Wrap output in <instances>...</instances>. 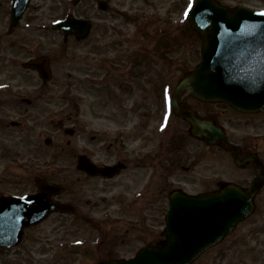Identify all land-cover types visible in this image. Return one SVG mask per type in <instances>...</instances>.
I'll return each mask as SVG.
<instances>
[{"label":"rangeland","instance_id":"1","mask_svg":"<svg viewBox=\"0 0 264 264\" xmlns=\"http://www.w3.org/2000/svg\"><path fill=\"white\" fill-rule=\"evenodd\" d=\"M6 1L0 0V44L14 41L16 46H22L25 41L30 43L31 52L51 57L53 74L45 87L34 71L2 70L1 80L13 78L16 85L11 92L0 93V187L9 183L14 189L3 187L6 191L16 194L31 191L36 187L35 176L42 175V170L51 167L61 171L63 168L66 173L60 176L68 180L71 191L78 189L79 203L76 204L82 213H77L74 220L64 217L59 233L53 231L54 217L25 229L20 247L14 251L0 249V259L12 257L13 264H56L58 248L47 243L63 239L74 244L76 240L92 241L97 236L101 238L98 246L72 249L78 252L84 248L94 249L88 254L89 258L84 252V256L70 254L66 263L79 264L78 259L84 257V264H97L99 259L94 256L97 248H101L103 254L106 248V253L113 248L116 255L118 251L129 257L146 243L164 238L162 231L169 207L167 190L181 187L198 193L215 187L218 181L252 182L250 167L241 168L233 161L231 153L208 147L190 137L186 132L187 123L175 115L170 125L171 149L173 142L174 150L171 156L164 153L168 148L166 142L158 150L165 159L157 163L154 158L157 164L148 163L145 173L149 168L157 173L151 190L129 207L121 202L126 197L123 192L121 199L120 188L100 193L108 182L90 176L85 178L73 165L85 150L90 151L94 162H116L121 140L127 137L142 135L143 140L133 141L134 146L157 147L158 133L150 131L148 126L158 123L166 105L163 87L170 83L172 93L182 75L195 67L202 57V40L186 16L195 0H111L114 9L107 13L94 8L92 0L77 6L70 0H32L23 23L10 36L5 31L1 14ZM220 1L264 10V0ZM70 11L93 19L91 35L83 41L70 37L65 42L63 33L50 27L53 20ZM166 18L170 22L167 20L164 24ZM126 30L128 37L120 41L119 31ZM154 30L161 32L160 36L153 37ZM125 39L129 41L124 42ZM6 51L23 58L30 53L25 51L21 56L14 50ZM25 98L32 102L27 103ZM189 103L201 114L215 116L224 124L227 133L236 134L239 140L245 139L256 146L264 139V111L252 116L239 113L225 103H203L193 98ZM135 109L142 111L141 118H137ZM18 117L25 122L13 123L19 122L16 121ZM66 127L75 129L74 135L67 134ZM120 129H126L127 135L121 134ZM254 133L261 134L262 138H252ZM48 137L53 139L52 148L45 143ZM261 154L264 157V145ZM170 161L173 162V176L167 168ZM66 166H70L69 170ZM126 172L118 178L120 183L125 182ZM143 181L131 183L130 189L133 185L135 189L141 188ZM91 186L97 190L94 192L96 198L97 195L105 198H92L90 204L86 203L85 197L93 195ZM81 190L87 191L81 193ZM255 201V212L195 264H264V187ZM103 213H110V217H103ZM83 214L84 217H80ZM77 228L79 232L74 233ZM126 241L127 245L120 247Z\"/></svg>","mask_w":264,"mask_h":264},{"label":"water","instance_id":"2","mask_svg":"<svg viewBox=\"0 0 264 264\" xmlns=\"http://www.w3.org/2000/svg\"><path fill=\"white\" fill-rule=\"evenodd\" d=\"M29 1H15L14 25ZM100 6L105 8L103 3ZM189 19L203 39V59L177 86L173 103L176 111V99L182 91L205 101L227 102L244 112L264 108V13L245 7L230 9L217 0H198L189 10ZM57 26L66 34L84 38L91 24L72 18ZM28 66L37 68L45 80L49 79V72L40 68L38 61ZM187 119L192 124V134L206 137L209 143L224 137L223 130L212 119L198 118L191 111L187 112ZM80 168L89 173L96 171L84 158ZM54 187L59 186L40 184L41 193L23 199L0 197V246L10 245L15 235L21 237L25 227L37 224L50 212L68 209L66 205L51 203L50 196L62 191ZM256 191L254 184L247 191L227 185L222 191L198 196L176 193L167 214L164 246H148L132 260L106 264H190L252 212Z\"/></svg>","mask_w":264,"mask_h":264},{"label":"flooded vegetation","instance_id":"3","mask_svg":"<svg viewBox=\"0 0 264 264\" xmlns=\"http://www.w3.org/2000/svg\"><path fill=\"white\" fill-rule=\"evenodd\" d=\"M7 10L6 7H4V12L5 13ZM6 50H14L15 51V44L14 41H9L5 44H0V66L2 65V67H0V79H1V73L2 70H4L5 68H10V69H15V57L16 55L9 53ZM11 78L9 79H5L6 82L9 83ZM45 87H48V84L44 85ZM122 98V97H121ZM182 108H187V105L183 104ZM140 109V108H138ZM133 111V109H132ZM136 115L137 118H141L142 117V111L141 110H136ZM163 114V111H162ZM161 114V115H162ZM110 115V114H109ZM171 125V122H170ZM169 125V129L167 131V135L165 137V142L168 145V148L166 150H163L164 153H168L171 156V128ZM148 128L150 129V131L154 132L153 129L151 128V125L149 124ZM158 128H156L155 130H157ZM75 132V131H74ZM74 134V133H73ZM127 135V134H125ZM124 135V136H125ZM231 142L236 143L239 147V152L240 153H245L246 151H252L255 152L256 151V147H251L250 144H248L246 141L243 140H239L236 134H232V136L229 138ZM143 137L142 135L138 136L137 138H132V137H127L121 140V145H120V149L118 151L119 154V159L116 162H109L105 163V164H110V165H115V164H122L121 167L118 168L116 175L112 176V177H102V176H93L92 179H99L102 180L104 182H108L105 183L102 187V189L100 190V192L103 193H108L111 191V189H115V187L120 188V190L118 191V194L121 196V199L123 198V192L125 193V199L123 200L125 203L130 201V185L131 183L134 182H138V181H143L145 179H147L149 176H152V179H156L157 177V173H154L151 168H149L148 173L145 175L148 166L150 164H152L151 166L159 163L160 159H165L163 156V153H159V148L158 147H153V148H146L144 147L142 144H136L135 146L133 145V141H135L136 143L138 141H142ZM173 143V142H172ZM222 145V143H221ZM226 146V145H225ZM154 158L157 159V163L153 162ZM145 162L144 164V168L142 170L139 171V168L141 167L142 163ZM171 165H173V162L171 164V161L168 165V169L171 172ZM127 171V172H126ZM125 174V178H124V183H120L118 181L119 177H123L124 173ZM81 173V172H79ZM138 173V175H137ZM174 174L173 172H171V175ZM82 175L85 176V178H87V176L84 173H82ZM137 176V178H136ZM56 177V178H55ZM36 180H40V176L36 175L35 176ZM41 179H45L46 181L49 182H54L56 180L59 179V174H42ZM3 187H5L6 189H14L12 187L11 184H2ZM0 187V193L5 192V193H10V191H6L5 188ZM87 191V190H86ZM92 194L94 195V192H96L97 190H95L92 186H91V190ZM77 192V193H76ZM72 195H76L77 196V200L79 199V195H78V189L75 188V190H72ZM56 197V196H55ZM54 197V198H55ZM62 195L57 196L55 199L59 200L61 199ZM58 213V212H56ZM76 213H82L80 211H76ZM56 224L57 226L55 227L56 230H59L61 227V223L60 221L56 220ZM92 250H88V252L90 253ZM101 248H97L96 251L94 252V256L98 255L99 259H108V257H104L103 252H100ZM98 253V254H97ZM105 254H106V250H105ZM13 259H2L1 260V264H13L12 263Z\"/></svg>","mask_w":264,"mask_h":264}]
</instances>
